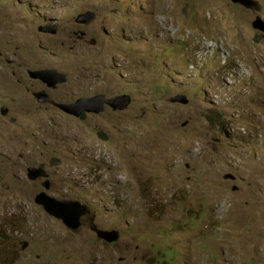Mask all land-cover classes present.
Wrapping results in <instances>:
<instances>
[{"label":"rangeland","instance_id":"1","mask_svg":"<svg viewBox=\"0 0 264 264\" xmlns=\"http://www.w3.org/2000/svg\"><path fill=\"white\" fill-rule=\"evenodd\" d=\"M257 1L0 0V264H264ZM42 68L66 75L54 100L131 103L68 115L23 88ZM30 167L88 207L77 229L36 205Z\"/></svg>","mask_w":264,"mask_h":264},{"label":"water","instance_id":"2","mask_svg":"<svg viewBox=\"0 0 264 264\" xmlns=\"http://www.w3.org/2000/svg\"><path fill=\"white\" fill-rule=\"evenodd\" d=\"M235 3H239L243 5L244 7L248 9H252L255 11H259L261 8V4L257 0H232ZM93 17L92 12L86 13L80 16L78 22L85 23L89 19ZM252 26L255 28V30H258L264 34V21L260 18V16H256V18L252 21ZM47 28H40V31L46 33H56V29L53 28L51 30H48ZM52 75V74H59L55 70L45 71H35L30 73L32 78L45 81L46 75ZM59 79H57L53 84L49 85L51 87H54L57 83H60L62 81H65V77L62 74L57 75ZM38 102L40 103H52L48 95H46L45 92H38L34 95ZM171 102L174 103H181V104H187L188 101L184 96L177 97L170 99ZM131 103V98L128 95H119L115 96L113 98H107L104 95H97L93 98H83L77 100L73 104H56L53 103L56 107L64 111L68 115H73L76 117H79L82 112H94L97 113L101 110H103L104 105H108L112 107L115 110L124 111L128 108V106ZM90 106H99L98 109H94L93 111ZM97 108V107H96ZM6 109H3L5 111ZM26 177L29 181H35L40 178H45L46 181L43 183V188L45 191L39 193L35 197V203L38 206H42L44 211L48 213L49 215L62 220L63 223L71 229H77L80 226V218L88 215L90 211L88 210L87 206L82 205L78 201H60L57 200L51 196H49L46 191H49L51 188V183L47 179L48 174L47 172L42 168H36V167H30L27 169ZM98 235L101 238H105L107 241L113 242L117 239L114 232H105V231H99Z\"/></svg>","mask_w":264,"mask_h":264},{"label":"flooded vegetation","instance_id":"3","mask_svg":"<svg viewBox=\"0 0 264 264\" xmlns=\"http://www.w3.org/2000/svg\"><path fill=\"white\" fill-rule=\"evenodd\" d=\"M49 27H51V26H49ZM74 35H75V37H76L77 40H78V39H79V40H83V39L85 38V36H83L82 38H81L80 36H78V33H77V32H75ZM27 67H28V66H27ZM37 70L50 71L49 68H42V69H37ZM28 73H29V71L27 72V77H26V78L24 77V74H23V75L20 74V82L23 84V88H24V87H27V86H29V85L33 88V84H34V83L38 84V87H39L38 92H45L46 90L50 91L51 89H55V88L57 87V86H54L55 88H53V87H51V86H49V85L53 84L57 79H59L58 76H57V75H59V74H52V75L47 74V75H46V80H45V81H41V80H37V79H35V78H32L31 75H30V76L28 75ZM63 75H64L65 80H66V75H65V74H63ZM21 78H22V79H21ZM36 89H37V88H36ZM46 95L49 96V98L51 99V101H54V102H56V103H60V104H72V103H74L76 100H78V99H76V100L73 101V102H66V101H62V99H55V100H54V97H51L48 93H46ZM65 102H66V103H65ZM47 105L50 106V105H52V104H47ZM52 106L54 107V105H52ZM54 108H56V107H54ZM56 109H57V108H56Z\"/></svg>","mask_w":264,"mask_h":264},{"label":"clouds","instance_id":"4","mask_svg":"<svg viewBox=\"0 0 264 264\" xmlns=\"http://www.w3.org/2000/svg\"><path fill=\"white\" fill-rule=\"evenodd\" d=\"M243 6V5H242ZM246 8V7H245ZM252 10V9H251ZM255 11V10H254ZM256 16H259V15H256ZM256 16H255V18H256ZM262 19V18H261ZM263 20V19H262ZM264 21V20H263ZM43 28H47L48 30H51V29H53V28H55L56 29V33H57V28L56 27H49V26H46V27H43ZM47 30V31H48ZM55 33V34H56ZM52 34V33H51ZM55 34H52V35H55ZM50 70H55V69H50ZM40 71V70H39ZM55 71H57V70H55ZM58 72V71H57ZM59 74H62L63 75V73H60V72H58ZM38 93V92H37ZM120 95H123V94H120ZM126 95V94H125ZM104 96H106V95H104ZM129 96V95H128ZM49 97V96H48ZM107 98H109V97H107ZM131 98V97H130ZM80 99H83V98H80ZM51 100V99H50ZM79 100V99H78ZM77 101V100H76ZM75 101V102H76ZM74 102V103H75ZM53 103H56V102H54V101H52V103H42V104H52V105H54ZM56 104H60V103H56ZM73 104V103H72ZM54 107H56L55 105H54ZM90 107H93V106H90ZM129 107V106H128ZM58 110H60V111H62L61 109H59L58 107H56ZM94 109H97L96 108V106L95 107H93L92 108V110L91 111H93ZM127 110V109H126ZM125 111V110H124ZM62 112H64V111H62ZM119 112H122V111H119ZM65 113V112H64ZM82 113H84V112H82ZM81 113V114H82ZM39 168H42V167H39ZM42 169H44V168H42ZM45 170V169H44ZM46 171V170H45ZM47 172V171H46ZM48 174V173H47ZM27 178V177H26ZM40 179H45V178H40ZM48 180H49V176H48V178H47ZM46 181V179L42 182V183H44ZM50 181V180H49ZM43 187V186H42ZM44 189V188H43ZM43 191H45V189L43 190ZM42 191V192H43ZM48 191H46V193H47ZM48 194V193H47ZM49 195V194H48ZM50 196V195H49ZM52 197V196H51ZM54 198V197H53ZM56 199V198H55ZM58 200V199H57ZM60 201H67V200H60ZM82 204V203H81ZM82 205H84V204H82ZM86 206V205H85ZM42 207V206H41ZM88 208V207H87ZM89 210V209H88ZM51 216V215H50ZM86 216V215H85ZM85 216H83V217H85ZM83 217H81L80 218V222H81V219L83 218ZM55 218V217H54ZM57 219V218H56ZM59 220V219H58ZM62 223H63V221L62 220H60ZM105 232H110V231H105ZM112 243V242H111Z\"/></svg>","mask_w":264,"mask_h":264},{"label":"bare ground","instance_id":"5","mask_svg":"<svg viewBox=\"0 0 264 264\" xmlns=\"http://www.w3.org/2000/svg\"><path fill=\"white\" fill-rule=\"evenodd\" d=\"M41 62V61H40Z\"/></svg>","mask_w":264,"mask_h":264}]
</instances>
